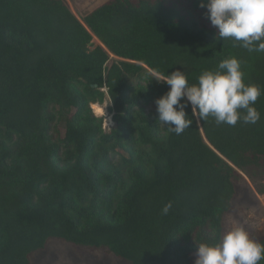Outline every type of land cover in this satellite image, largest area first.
<instances>
[{
	"label": "trees",
	"instance_id": "obj_1",
	"mask_svg": "<svg viewBox=\"0 0 264 264\" xmlns=\"http://www.w3.org/2000/svg\"><path fill=\"white\" fill-rule=\"evenodd\" d=\"M206 11L109 0L79 18L67 0H0V264H30L51 239L193 264L219 241L238 182L264 161V52L216 39ZM229 57L262 90L256 124L199 120L190 103L182 134L158 123L169 86L154 76L180 69L195 84ZM106 100L108 130L92 110Z\"/></svg>",
	"mask_w": 264,
	"mask_h": 264
},
{
	"label": "clouds",
	"instance_id": "obj_2",
	"mask_svg": "<svg viewBox=\"0 0 264 264\" xmlns=\"http://www.w3.org/2000/svg\"><path fill=\"white\" fill-rule=\"evenodd\" d=\"M200 7H206L205 15L217 29L216 39L231 38L249 52H264V0H200ZM153 78L169 86L155 100L157 121L176 135L193 122L186 113L189 103L192 117L203 121L212 116L217 124L235 126L238 121L256 124L260 120L254 105L262 90L245 82L242 62L237 57L222 60L216 70L202 72L195 84H190L186 72L180 69ZM169 207H164L165 214ZM261 260L264 243L235 226L214 244L199 243L195 264H259Z\"/></svg>",
	"mask_w": 264,
	"mask_h": 264
},
{
	"label": "rangeland",
	"instance_id": "obj_3",
	"mask_svg": "<svg viewBox=\"0 0 264 264\" xmlns=\"http://www.w3.org/2000/svg\"><path fill=\"white\" fill-rule=\"evenodd\" d=\"M98 43L97 39H93ZM100 112L92 105L93 112L103 118L106 130L114 125L108 110L109 101L100 104ZM98 113V114H97ZM255 182V183H254ZM264 183V161L253 177L243 174L238 182L237 196L224 215V234L235 226L243 227L251 238L264 237V194L258 193L255 184ZM196 253L192 254L195 264ZM30 264H129L105 249H90L75 246L57 239H51L46 247L32 254Z\"/></svg>",
	"mask_w": 264,
	"mask_h": 264
},
{
	"label": "crops",
	"instance_id": "obj_4",
	"mask_svg": "<svg viewBox=\"0 0 264 264\" xmlns=\"http://www.w3.org/2000/svg\"><path fill=\"white\" fill-rule=\"evenodd\" d=\"M75 14L82 18L95 7L102 5L109 0H67ZM96 38V37H95ZM97 39V38H96ZM98 41V39H97ZM98 43H100L98 41Z\"/></svg>",
	"mask_w": 264,
	"mask_h": 264
},
{
	"label": "bare ground",
	"instance_id": "obj_5",
	"mask_svg": "<svg viewBox=\"0 0 264 264\" xmlns=\"http://www.w3.org/2000/svg\"><path fill=\"white\" fill-rule=\"evenodd\" d=\"M94 107H97V112H100L101 111V109H100V105L98 104V103H94V104H92ZM98 114V113H97Z\"/></svg>",
	"mask_w": 264,
	"mask_h": 264
},
{
	"label": "water",
	"instance_id": "obj_6",
	"mask_svg": "<svg viewBox=\"0 0 264 264\" xmlns=\"http://www.w3.org/2000/svg\"><path fill=\"white\" fill-rule=\"evenodd\" d=\"M97 44H98V43H95V44H94V47H95Z\"/></svg>",
	"mask_w": 264,
	"mask_h": 264
}]
</instances>
